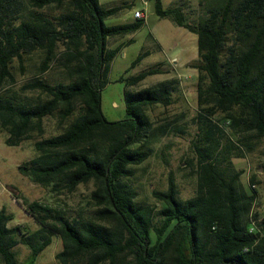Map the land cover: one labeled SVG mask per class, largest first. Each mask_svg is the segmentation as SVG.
<instances>
[{
    "label": "trees",
    "instance_id": "trees-1",
    "mask_svg": "<svg viewBox=\"0 0 264 264\" xmlns=\"http://www.w3.org/2000/svg\"><path fill=\"white\" fill-rule=\"evenodd\" d=\"M100 1L29 0L28 9L24 0H0V131L8 133L10 146L35 139L38 152L19 165L20 172L68 192L94 185V211L87 216L24 199L39 224L35 230L9 226L14 215L2 207V264H36L55 235L63 242L56 254L62 264H264V216L255 209L253 186L264 187V179L252 173L248 187L245 170L234 164V158L257 150L264 155V0H200L193 21L186 6L165 8L154 0L160 17H171L198 36V60L191 63L198 70L197 188L181 198L171 173L166 189L153 190L154 205L137 202L130 179L135 166L151 156L146 144L152 138L185 131L168 118L157 125L149 113L154 105L173 103L180 79L132 90L162 73L161 65L120 76L127 115L109 119L103 90L116 55L134 39L115 47L109 40L137 31L144 18L109 25L106 19L126 5L105 8ZM49 7L60 11L49 16L44 12ZM36 51L42 54L38 74L20 90L38 95L3 91L6 81H16L13 62L25 71L26 56ZM149 53L139 54L130 68ZM53 67L62 73L55 82L46 75ZM54 115L62 131L46 137L45 119ZM19 243L30 248L25 261L18 258Z\"/></svg>",
    "mask_w": 264,
    "mask_h": 264
},
{
    "label": "rangeland",
    "instance_id": "rangeland-1",
    "mask_svg": "<svg viewBox=\"0 0 264 264\" xmlns=\"http://www.w3.org/2000/svg\"><path fill=\"white\" fill-rule=\"evenodd\" d=\"M162 1L165 8L186 6L184 12L190 21L198 17L200 0ZM100 2L105 8L126 5L120 12L106 19V23L109 25L136 20L135 12L137 10H142L145 15L144 24L140 29L130 34L112 37L109 40V46L115 47L122 41L134 39L131 44L116 55L112 63L110 82L103 90L102 106L109 119H122L127 115L126 84L117 80L120 76L129 77L161 65L162 73L146 77L138 85L132 86V90L151 86L171 77L180 79V88L173 95V103L168 107L154 105L149 109V113L156 120L157 125L163 119L168 118L174 121L175 125L185 127V131L169 132L159 138H152L146 144V147L151 149V156L142 164L135 166V175L130 179L139 193L137 202L139 200L144 203L156 204L157 200L153 195V190L166 189L171 173L174 174L180 189V197L183 199L191 197L197 188L195 173L197 155L194 141L198 132V125L195 122L198 112V70L197 74H194L196 71L190 67H193L191 63L198 60V50L185 49L182 42L185 40L190 45L191 42L194 45V40L189 39V36H196V34L176 24L171 17H160L156 12L154 0H101ZM24 3L28 9L31 8L29 0H24ZM59 11L55 7L44 9V12L49 16H54ZM146 50H150V53L145 55L135 67L130 68L132 61ZM41 60L40 52L36 51L27 55L25 71L21 70L19 61L15 60L13 70L16 81H6L3 91L20 93L23 97H36L37 92L21 93L20 88L38 74L37 66ZM188 60L190 61L185 64V61ZM46 75L52 82L62 78L60 69L55 67ZM115 102L117 105L114 104ZM222 124L227 128L224 122ZM45 128L46 137L62 131L58 116L47 117ZM7 136V132L0 131V209L6 207L7 211L14 215V219L8 223L9 226L21 225L28 230H35L39 227L38 222L26 211L24 199L39 200L62 209L72 216L79 214L87 216L93 213L94 206L90 197L94 188L92 183L82 184L75 192H68L62 188L44 186L34 182L29 176L20 172L19 165L38 154L34 146L35 139L25 140L17 146H10L6 143ZM234 163L237 168L245 170L242 181L248 187L252 173H258L259 181L264 179V172L260 170L264 166V155L257 152L256 154L251 153L249 157L234 159ZM256 187L258 199L255 209L264 215V187L261 182ZM15 249L20 261H25L30 255V248L23 243L17 244ZM62 249V239L59 235H55L53 242L40 254L36 264H62L56 257V254ZM0 264H2L1 260Z\"/></svg>",
    "mask_w": 264,
    "mask_h": 264
},
{
    "label": "crops",
    "instance_id": "crops-1",
    "mask_svg": "<svg viewBox=\"0 0 264 264\" xmlns=\"http://www.w3.org/2000/svg\"><path fill=\"white\" fill-rule=\"evenodd\" d=\"M191 32V31H190ZM193 33V32H192ZM195 34V33H194ZM189 39H193L194 40V45L192 44V42H191V45L187 42V41H185V40H183V42H182V44L185 46V49H189L190 51H192V49H194L195 51L196 50H198V44H197V39H198V36H197V34H196V36H189ZM190 60H188V61H185V64L186 63H188ZM190 69H194L195 71H196V73H194V74H197V69L196 68H194V67H190ZM193 74V76H195ZM192 76V75H191ZM115 105H117V103L115 102L114 103ZM256 152L258 153V150L257 151H255V152H253V153H255L256 154ZM250 155V154H249ZM249 155H247V157H249ZM234 159H241V158H234ZM235 164V163H234ZM260 170H261V172H262V167L260 168Z\"/></svg>",
    "mask_w": 264,
    "mask_h": 264
},
{
    "label": "built area",
    "instance_id": "built-area-1",
    "mask_svg": "<svg viewBox=\"0 0 264 264\" xmlns=\"http://www.w3.org/2000/svg\"><path fill=\"white\" fill-rule=\"evenodd\" d=\"M135 17L136 18H145L144 12L142 10H137L135 12ZM227 123H228V121H227ZM253 186H257V184H254Z\"/></svg>",
    "mask_w": 264,
    "mask_h": 264
}]
</instances>
